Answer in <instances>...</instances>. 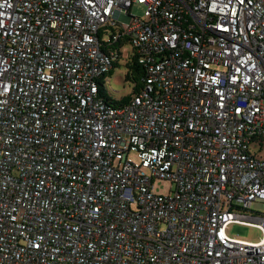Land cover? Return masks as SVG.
<instances>
[{
    "label": "built area",
    "instance_id": "built-area-1",
    "mask_svg": "<svg viewBox=\"0 0 264 264\" xmlns=\"http://www.w3.org/2000/svg\"><path fill=\"white\" fill-rule=\"evenodd\" d=\"M119 41L146 69L124 105ZM254 203L264 0H0V264H264Z\"/></svg>",
    "mask_w": 264,
    "mask_h": 264
},
{
    "label": "rangeland",
    "instance_id": "rangeland-1",
    "mask_svg": "<svg viewBox=\"0 0 264 264\" xmlns=\"http://www.w3.org/2000/svg\"><path fill=\"white\" fill-rule=\"evenodd\" d=\"M145 8L143 6L136 5L133 8V15L137 17L144 16ZM124 55L125 58H121L119 61V66L115 69L113 76L108 81L107 90L110 98L113 103L120 102L123 97L130 94L132 92L133 83L126 81V75L128 73V69L126 67L127 64V54L132 52V48L129 45L124 46ZM155 192L159 195L168 196L171 193L172 184L166 180H156L154 182ZM250 215H262L264 216V203H254L252 204L250 211H248ZM227 234L235 239L244 240L248 242H259L263 233L262 230L256 227H248L241 224L232 223L228 227Z\"/></svg>",
    "mask_w": 264,
    "mask_h": 264
},
{
    "label": "trees",
    "instance_id": "trees-1",
    "mask_svg": "<svg viewBox=\"0 0 264 264\" xmlns=\"http://www.w3.org/2000/svg\"><path fill=\"white\" fill-rule=\"evenodd\" d=\"M115 32V30H109L108 32H105L104 35L107 38H111V34H113ZM101 42L103 43L102 39ZM127 44L123 41H119L116 45V47L118 49H122V52L120 53V55H124V46H126ZM121 57V58H122ZM120 58V59H121ZM125 58V56L123 57ZM120 59L116 60L114 62V66H113V70L108 74V76L111 78L114 74L115 69L119 66V61ZM127 64L126 67L128 69V73L126 75V81L127 82H132L133 83V88H132V92L128 95H126L125 97H123L121 99V101L115 102L114 104L117 105H124L127 102H129L135 95H137L139 93V91L141 90V88L143 87V79L145 77V65L143 62H141L140 58L136 55H134L132 52L130 54H127Z\"/></svg>",
    "mask_w": 264,
    "mask_h": 264
}]
</instances>
